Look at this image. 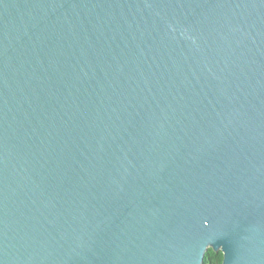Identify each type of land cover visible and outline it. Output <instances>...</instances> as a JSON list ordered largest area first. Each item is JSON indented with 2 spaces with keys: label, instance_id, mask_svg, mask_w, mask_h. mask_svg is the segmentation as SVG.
Wrapping results in <instances>:
<instances>
[{
  "label": "water",
  "instance_id": "water-1",
  "mask_svg": "<svg viewBox=\"0 0 264 264\" xmlns=\"http://www.w3.org/2000/svg\"><path fill=\"white\" fill-rule=\"evenodd\" d=\"M264 264V0H0V264Z\"/></svg>",
  "mask_w": 264,
  "mask_h": 264
},
{
  "label": "trees",
  "instance_id": "trees-1",
  "mask_svg": "<svg viewBox=\"0 0 264 264\" xmlns=\"http://www.w3.org/2000/svg\"><path fill=\"white\" fill-rule=\"evenodd\" d=\"M223 254L220 250L214 251L211 247H208L204 253L202 264H221Z\"/></svg>",
  "mask_w": 264,
  "mask_h": 264
}]
</instances>
